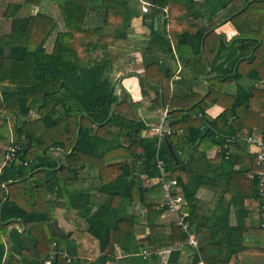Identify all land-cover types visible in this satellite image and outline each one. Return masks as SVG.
Wrapping results in <instances>:
<instances>
[{
	"label": "trees",
	"instance_id": "1",
	"mask_svg": "<svg viewBox=\"0 0 264 264\" xmlns=\"http://www.w3.org/2000/svg\"><path fill=\"white\" fill-rule=\"evenodd\" d=\"M53 1L63 29L39 13L0 33V144L12 132L18 147L0 174V264H108L116 246L130 264H158L162 249L167 264H182L184 254L191 264L263 255L264 164L256 166L246 139L264 143V0H147L144 40L131 27L137 0ZM226 24L233 36L217 32ZM134 52L143 56V95L156 91L148 111L168 110L174 133L160 143L148 135L141 104L108 79ZM211 106L223 112L213 118ZM158 159L186 200L197 251L173 219L162 221L159 184H146L159 177ZM201 190L213 192L208 203ZM60 208L76 211V231L52 230ZM84 235L98 241L97 258L79 250Z\"/></svg>",
	"mask_w": 264,
	"mask_h": 264
},
{
	"label": "crops",
	"instance_id": "2",
	"mask_svg": "<svg viewBox=\"0 0 264 264\" xmlns=\"http://www.w3.org/2000/svg\"><path fill=\"white\" fill-rule=\"evenodd\" d=\"M33 3L34 4L28 3L27 0H0V33L10 28L13 19L33 18L39 13L53 18L57 23V29H63V25H62L63 23L60 18V12L55 1L34 0ZM72 10H77V8L74 6ZM132 22L138 24L137 27L138 29H136L137 32H135V35H137L141 40H144L145 39L144 36L145 34L149 33V30L147 27H145L143 23V15L134 18ZM132 22H131V27L132 30L134 31V26L132 25ZM217 32L225 33L227 36H233L235 34V30L231 24H226L222 26L217 30ZM157 58H164V55L162 53L157 54ZM143 67H144L143 56L141 53L134 52L128 54L114 66L112 72L108 75V79L111 83L114 84V86H116L119 89L120 88L123 89L128 95L129 100L131 102L141 104L139 114L142 120L148 126L154 124L157 125L163 119L164 109L161 108L156 112L148 111V107L150 106L151 101L154 99L156 91L154 88L146 87L144 88V90L147 93V96L143 95L142 87L139 83V76H142L143 74ZM181 68L182 65L179 63L175 80L179 79V76L177 75L181 70ZM202 90H203V86H196V91L202 92ZM118 93L120 94V91H118ZM222 112H223V108L219 106H211L208 109L207 114L215 118L219 116ZM215 152L216 151L214 150L210 151L208 153V158L212 160L216 155ZM146 184L153 185L154 182L151 181ZM91 192H93L94 195L96 194L93 188L91 189ZM96 195L97 197H100V194H96ZM213 195H214L213 192H211L210 190H201L198 194V197L204 202L208 203L213 198ZM80 221L81 219L77 215L76 211L60 208L57 217L51 222V227L54 232L59 233L61 235L62 234L65 235L76 231L77 228L80 227L79 225ZM162 221L169 222V221H165V219H163ZM22 232L25 231L23 230ZM81 237L80 238L82 240L77 242V244H79L78 245L79 250H82V252L91 251V253H94L97 258L100 254L98 241L94 239L91 240L88 237V235H84ZM141 237L142 236H138L137 239H140ZM23 241L27 250L33 252L31 250L32 249L31 240L27 237H24ZM115 249L117 252L116 260L108 264H130L129 261L127 260L129 256L123 253L118 246H116ZM7 252L9 253V250ZM169 254L170 251L167 249H162L161 251H159L158 264H167ZM67 255L68 253L65 252L64 257H68ZM52 256H54V253H52ZM242 260H243V264H264V254L263 255L245 254L243 255ZM192 261L193 259L190 254H184L181 257L182 264H191Z\"/></svg>",
	"mask_w": 264,
	"mask_h": 264
},
{
	"label": "built area",
	"instance_id": "3",
	"mask_svg": "<svg viewBox=\"0 0 264 264\" xmlns=\"http://www.w3.org/2000/svg\"><path fill=\"white\" fill-rule=\"evenodd\" d=\"M139 5V10L141 15L147 14L150 12V8L152 5L147 0H137ZM167 10H165L166 12ZM167 114L168 110L163 111V119L157 125H149L148 126V135L151 137H156L159 143L164 140L166 137L172 135L174 131L171 129L167 122ZM232 140H228V144L225 145V149L228 148L229 144ZM15 143L13 134L10 135L9 144L7 146V153L4 154V161L0 165V174L2 173L3 168L12 163L15 158V154L18 151L17 146H13ZM246 144L250 149V153L253 155L256 161L257 167H262L264 164V143L260 136H250L246 139ZM157 169L159 171V177L155 181L162 189L163 198L162 202L159 205V209L165 211L162 217H172L176 226L181 228V230L188 235V244L194 250H198L199 243L195 237L194 233L190 232V224L188 222L189 214L184 210L186 206V200L181 193V190L178 186V182L176 179H171V173L167 171L166 164L164 160L158 159L157 161ZM249 179H254L252 175L248 176ZM258 179V194L260 198L263 200L262 203V213L264 219V173L260 172L257 176ZM264 229V224L262 225ZM144 259H148L150 257V253L146 250H143L141 253ZM45 264H52V259H49ZM197 264H204L202 261Z\"/></svg>",
	"mask_w": 264,
	"mask_h": 264
},
{
	"label": "rangeland",
	"instance_id": "4",
	"mask_svg": "<svg viewBox=\"0 0 264 264\" xmlns=\"http://www.w3.org/2000/svg\"><path fill=\"white\" fill-rule=\"evenodd\" d=\"M136 8H137V10H139V5L136 4ZM132 25L134 26V33L137 32L136 29H138V28H137V27H138V24L135 23V22H134V23L132 22ZM138 31H139V30H138ZM139 83H140V82H139ZM120 89H121V88H120ZM11 134H12V132L10 133V135H11ZM7 144H8V142H5V144H0V154H1V153H4V151H6V149H7V148H6V147H7ZM55 155L58 156V157H62V156H60V155H58V154H55ZM62 158H63V157H62ZM171 218H172V217H169V218H166V217L163 218V217H162V219H165V221H171ZM31 243H32V242H31Z\"/></svg>",
	"mask_w": 264,
	"mask_h": 264
},
{
	"label": "water",
	"instance_id": "5",
	"mask_svg": "<svg viewBox=\"0 0 264 264\" xmlns=\"http://www.w3.org/2000/svg\"><path fill=\"white\" fill-rule=\"evenodd\" d=\"M154 25H155V29L157 30V27H158V21H157V19H155V21H154ZM202 48H203V43H202ZM202 80H203V77L201 78ZM208 93V92H207ZM206 93V94H207ZM140 121V120H139ZM79 138V135L77 136V139Z\"/></svg>",
	"mask_w": 264,
	"mask_h": 264
}]
</instances>
